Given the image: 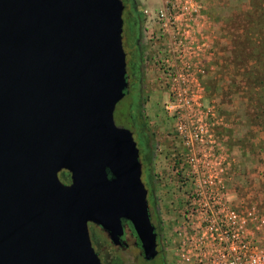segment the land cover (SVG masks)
<instances>
[{"label":"water","instance_id":"water-1","mask_svg":"<svg viewBox=\"0 0 264 264\" xmlns=\"http://www.w3.org/2000/svg\"><path fill=\"white\" fill-rule=\"evenodd\" d=\"M121 0H0V264H101L87 224L142 258L156 234L131 132ZM65 171L69 183L58 173Z\"/></svg>","mask_w":264,"mask_h":264},{"label":"rangeland","instance_id":"rangeland-1","mask_svg":"<svg viewBox=\"0 0 264 264\" xmlns=\"http://www.w3.org/2000/svg\"><path fill=\"white\" fill-rule=\"evenodd\" d=\"M162 0H133L135 8L130 9L137 16L138 46L140 61H137L141 83L129 77L128 94L114 109L113 120L117 127L129 128L137 125L136 107L141 102L149 134L153 136V149H164L171 138L174 121L166 113L164 106L169 101L168 92L162 83L160 68L155 60L159 44L148 43L147 27L153 28L152 16L161 6ZM199 9L195 18L193 34L186 39L183 60H190L191 52L203 70L198 77L201 89V105L212 110L215 118L214 130L220 142V162L222 175L219 184L207 186V179L200 182L199 211H181L182 201L187 197L176 190L166 197L162 187L163 160L155 157V211L159 220V250L166 264H203L214 248V254L264 253V152L259 147L261 134L256 128L248 129L244 121V100L232 87L239 85L240 78L234 79V68L230 58L234 51L232 37L229 35L231 17L239 11L248 9L247 0H196ZM124 9V8H123ZM129 9V10H130ZM126 9L122 14V46L125 53L127 74L132 73L136 59L131 53L129 22ZM197 45V48L194 46ZM136 71V70H135ZM235 82V83H234ZM138 87V88H137ZM249 131L251 133H249ZM142 132L137 129V141H143ZM231 132V153L227 151L228 134ZM171 140V139H170ZM210 163L214 165L211 160ZM201 173L205 168L200 164ZM228 168L230 172L228 174ZM185 172L189 169L185 167ZM63 171L58 173L64 183ZM142 178V176H141ZM142 181V180H141ZM187 189V188H185ZM191 192V191H189ZM199 196H196V198ZM211 202L218 210L204 211ZM189 202V201H188ZM187 202V203H188ZM184 204V205H187ZM232 212V213H230ZM229 222L232 224L229 225ZM213 224V225H212ZM214 225L217 232L214 235ZM91 247L101 264H146L141 261L132 240L128 248L113 246L105 232L98 226L88 223ZM226 232V235H225ZM216 238L213 246L211 239ZM185 258L188 260L186 261ZM199 260H201L199 262ZM149 264V263H148Z\"/></svg>","mask_w":264,"mask_h":264},{"label":"built area","instance_id":"built-area-1","mask_svg":"<svg viewBox=\"0 0 264 264\" xmlns=\"http://www.w3.org/2000/svg\"><path fill=\"white\" fill-rule=\"evenodd\" d=\"M198 9L196 0H162L161 6L151 18L153 28L146 29L148 43L160 46L156 51L155 60L160 68L162 83L168 92L169 101L164 109L174 121L172 135L183 148L186 163L194 164V157L197 158L199 180L207 179V186L211 187L213 182L217 181L219 184L218 180L222 176L218 172V170L222 172V168L217 161L220 160V142L214 134L215 118L212 110L201 105L200 102L202 96L198 77L203 70L200 62L197 61V55H194L193 51L190 60L182 58L184 52L189 50L185 42L194 33L191 29L194 27ZM194 47L197 48V45ZM211 160L214 165L210 163ZM200 164H203L207 170L203 174ZM193 171L189 169V172ZM200 187L199 182V189L195 192L199 199ZM207 201L209 205L204 211L218 210L209 200ZM230 224L232 222H229ZM213 230L215 235L217 232L215 225ZM215 241L216 238L211 239L213 246ZM211 250L213 254H210L203 264H264V253L214 254V248Z\"/></svg>","mask_w":264,"mask_h":264},{"label":"trees","instance_id":"trees-1","mask_svg":"<svg viewBox=\"0 0 264 264\" xmlns=\"http://www.w3.org/2000/svg\"><path fill=\"white\" fill-rule=\"evenodd\" d=\"M121 1L123 8L126 3L132 5L131 8H135L133 0ZM247 1L249 8L239 11L229 21L231 26L229 35H231L234 44V51L230 58V63L234 68L233 75L235 77L233 80L235 81V78L238 77L241 82L239 85L233 84L232 87L237 93H240L244 100L246 127L248 129L254 127L261 134L259 147L264 152V0ZM137 60L140 61V52ZM138 111L141 112V102L138 104ZM140 121V127L144 133L141 134L143 141L139 144L140 149L137 148L138 159L141 175L146 172L150 179L153 136L148 133L143 115ZM249 133L251 132L249 131ZM262 162L264 165V158ZM149 181L152 182L151 179ZM160 257L161 255L158 253L152 262H159Z\"/></svg>","mask_w":264,"mask_h":264},{"label":"flooded vegetation","instance_id":"flooded-vegetation-1","mask_svg":"<svg viewBox=\"0 0 264 264\" xmlns=\"http://www.w3.org/2000/svg\"><path fill=\"white\" fill-rule=\"evenodd\" d=\"M124 9H126V18L127 21L129 22L130 26H129V36H130V40H131V53L132 56L136 59L135 61V66H133V70L132 73H130L129 75L125 74V79H126V89H125V95L128 94L129 90V77H133L135 79L136 85L141 83V79L138 76L139 73V68H138V54H139V42L137 40L138 37V25H137V16L133 15L132 10L129 7V4H125ZM123 9V11H124ZM130 9V10H129ZM122 11V14H123ZM123 28V26H122ZM123 30V29H122ZM125 68H127V64L125 65ZM136 70V71H135ZM138 88V87H137ZM124 95V96H125ZM124 98V97H123ZM122 98V99H123ZM121 99V100H122ZM139 104V103H138ZM138 104L136 107V120H137V125L136 126H131V129L128 128V130L131 132L133 140L136 143V147L138 149H140V146L138 144L137 141V129L140 127V118H142V113L138 111ZM214 134L215 137L218 139L219 141V135L217 132H215L214 130ZM228 140L227 143L229 144L227 151L229 153H231V132H229L228 134ZM171 139V140H170ZM169 139V142L164 145V149L161 150H157V149H153L152 150V158H151V166H150V179L152 180V182H150L148 174L146 172H143V174L141 175L142 178V183L144 185V188L146 189V202H147V210H148V215H149V220L152 224V226L154 227V231L156 234V243L159 240V233H158V227H159V220L158 217L156 216V206H155V179L158 178L157 173L154 171V161H155V157H161L163 160V174L161 176V180H162V187L164 190V195H166V197H172L174 195V186L176 188L177 191H179L182 195L186 196L187 198L184 199H180L179 202L182 201V208L181 211L185 212V211H192V212H197L199 211V202L200 199L196 198V194L195 192L199 189V166H198V162H197V158L194 157V164L193 163H186L185 159H184V150L183 148L180 146L179 142L175 139V137L173 135H171V138ZM185 167L191 170H194L193 172H185ZM149 168V167H148ZM65 173L63 179L65 184H68L69 181V177L68 174L63 171ZM230 172V168H228V174ZM190 174V175H189ZM187 188V189H185ZM191 191V192H189ZM193 192V193H192ZM189 201V202H188ZM188 202V203H187ZM187 205H184L186 204ZM210 209H206V211H209ZM130 226L128 224H124V234L122 236V242L120 246H116L118 248H123L126 249L129 247L130 245V241L132 240V244L133 246L138 250V254L140 256L141 261H144L146 264H166L164 259L162 257H160V261L159 262H152L151 259L149 261H145L142 258L141 255V250L139 247L138 242L136 241L135 235L132 232L131 228H129ZM156 250H157V255L158 253L161 255V252L159 251L158 248V244H156ZM156 255V256H157Z\"/></svg>","mask_w":264,"mask_h":264}]
</instances>
